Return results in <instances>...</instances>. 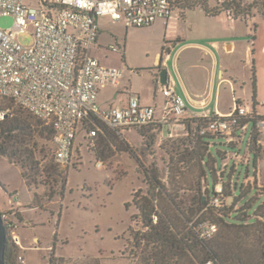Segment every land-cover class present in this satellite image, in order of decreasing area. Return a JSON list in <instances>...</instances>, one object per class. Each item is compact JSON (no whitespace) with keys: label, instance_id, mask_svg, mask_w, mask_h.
Returning <instances> with one entry per match:
<instances>
[{"label":"rangeland","instance_id":"rangeland-1","mask_svg":"<svg viewBox=\"0 0 264 264\" xmlns=\"http://www.w3.org/2000/svg\"><path fill=\"white\" fill-rule=\"evenodd\" d=\"M212 3L216 1L212 0ZM182 16L184 18L178 23L181 41L176 44L221 40L225 42L226 50L227 43L234 41L236 49L221 59L224 76L232 80L237 97L251 100L254 95L251 79L254 67L256 96L264 101V16L249 11L244 16L225 21V14L210 16L200 7L186 10ZM14 21L12 15L1 16L0 28L9 29ZM98 21L103 30L101 41L106 46L102 53H109V58L116 65L127 69L124 80L126 86L120 90L126 92L131 86L142 94V101L146 97L153 100L154 58L158 52L163 53L168 46H173L176 39H166L163 25L157 22L150 26L126 27L120 23H106L104 17H98ZM32 33L33 28L30 26L27 32L19 36V40L31 45ZM111 44L124 47L125 57L111 52L107 47ZM185 63L199 64L192 71H196L197 78L198 75L206 76L207 70L196 51L189 49L181 54L180 65L183 69ZM220 75L221 70L219 78ZM109 90L112 95L120 91ZM156 94L158 99L163 95L159 90ZM232 98L231 86L225 84L220 93L223 110L233 107ZM6 103L13 110H24L10 101ZM42 125L46 126L44 123ZM142 129L144 137L140 129L130 133L126 131L120 135L121 142H110L109 146L99 144V140L92 142L86 131L80 130L72 162L65 168L53 160L50 142L45 134L36 135L28 142L35 151L39 166L38 173H35L36 185H33L38 193L36 204L52 211V223L47 221V214L41 211H31L30 215L37 221L46 220L45 225H49L47 228L50 232L55 229V223L61 222L64 231L73 239L65 246L67 256H85L91 252L100 257L99 264H155L153 259L147 258L152 245L147 247L148 251L141 252L145 246L142 244L139 248L135 238L138 231H143V224L141 218L137 217L138 210L133 199L136 194L142 196L147 192L146 169H157L159 178L171 191H178L186 208L194 203L195 196L199 198L206 193L211 170L218 180L216 191L223 182L228 183L231 191L235 190L236 185L243 193L249 192L250 195L253 194V186L264 188V159L259 163L256 175L252 168L251 172L249 170L245 174L247 156L244 154L248 135L242 138L239 145L236 139L228 144L225 137L217 136L206 145L200 143L195 124L188 120H182L178 125L154 123ZM118 145L132 149L133 153L120 150ZM236 147V151H240L244 158L235 156L233 150ZM203 153L205 159L201 156ZM99 162H102L101 166H98ZM171 171L175 173L173 182L169 178ZM217 198L220 199L218 205L215 204ZM210 200L212 205L220 208L229 198L227 195L211 196ZM30 201L31 196L19 166L0 156V211L28 206ZM126 203H130L129 207H126ZM18 232L24 233L23 228H19Z\"/></svg>","mask_w":264,"mask_h":264},{"label":"built area","instance_id":"built-area-1","mask_svg":"<svg viewBox=\"0 0 264 264\" xmlns=\"http://www.w3.org/2000/svg\"><path fill=\"white\" fill-rule=\"evenodd\" d=\"M176 1L179 0H0V17L12 15L15 19L9 29L0 28V122L13 112L6 103L10 101L50 125L54 130V160L67 167L72 162L78 133L90 115L119 135L153 123L178 125L186 120V100L166 85L161 89L166 101L159 119L155 117V107L142 105L136 93H130L122 106L103 108L99 101L101 89L119 86L127 69L107 66L93 53L100 34L98 17L109 16L126 27L150 26L158 19L167 23L178 10ZM215 1H240L242 6L251 2ZM223 14L227 19L238 18L232 8ZM30 26L33 43L25 45L19 36ZM110 49L120 54L124 52L120 45L112 44ZM233 103L227 113L194 115L191 119H208L206 126L196 128L197 133L219 131L230 143L234 141L232 133L240 119L251 118L256 121L257 144L264 150V115L236 96H233ZM100 131L95 126L86 133L95 142ZM235 156L241 157L239 153ZM101 165L99 162L98 166ZM221 191L222 186L218 188V192ZM219 201L217 198L215 204ZM3 219L13 241L19 245L17 222L12 214L3 215ZM197 231L201 237L210 238L217 233L218 226L205 222L199 224ZM19 260L23 258L19 256ZM205 264L218 263L208 259Z\"/></svg>","mask_w":264,"mask_h":264},{"label":"trees","instance_id":"trees-1","mask_svg":"<svg viewBox=\"0 0 264 264\" xmlns=\"http://www.w3.org/2000/svg\"><path fill=\"white\" fill-rule=\"evenodd\" d=\"M175 7L182 14L186 10L200 7L210 16L221 15L229 8H232L238 17L244 16L249 11L264 16V0H251L244 6L240 1L230 3L216 1L213 4L212 0H179L175 2ZM251 79L254 91L252 107L256 109L257 82L254 67ZM188 121L195 124L197 129L208 124V119L199 117ZM42 122L26 110H13L11 115L0 122V156L20 167L22 178L31 190L33 204L36 206L38 193L33 185H36L35 173H38L39 166L35 160V151L29 147L28 142L36 135L45 134L50 142L54 160V130L45 122L43 123L46 126L42 125ZM255 124L254 119L243 117L232 133L238 145L244 136H249L247 150L244 154L249 160V163H244L246 165L245 174L249 170L251 172L252 168L254 175L258 173L259 163L264 159V150L257 144L259 135ZM246 125L247 128H245ZM95 126L101 129L96 138L99 144L109 146L110 142H121L117 131L108 128L94 115H90L89 119L84 122L81 131L87 132ZM143 130L141 128L139 132L144 137ZM215 136L225 137L227 140V136L219 131H208L204 135L198 134V139L200 143L207 145ZM118 148L133 153L132 149L123 145H118ZM236 149L237 147L233 150L234 153L241 155V152H237ZM201 156L205 159V153ZM241 157L244 158L242 155ZM241 165L245 166L243 163ZM145 178L146 194L142 196L136 194L133 199L138 210L137 217L141 218L143 224V231H138L135 238L139 248L142 244L145 246L141 248V252L148 251L147 247L152 245L147 258L153 259L155 264H205L208 259H213L218 264H264V188L253 186V194L250 195L249 192L243 193L242 189L236 185L235 190L231 191L228 183L223 182L222 191L218 192L215 189L218 180L211 170L209 188L206 189V193L200 195L199 198L195 196L194 203L186 208L178 191H171L159 178L157 169H146ZM169 178L170 182H173L175 173L172 174L171 171ZM63 181L66 182V178L63 177ZM226 195L229 200H226L222 207L218 208L211 204V196L224 197ZM129 205L130 203H126V207ZM1 213L9 215L12 211ZM196 216H198L197 219H195ZM205 222L215 223L218 226L217 233L210 238L201 237L197 231L199 224ZM4 224L7 233L4 264H17L15 260L19 259L20 249L10 235L6 220Z\"/></svg>","mask_w":264,"mask_h":264},{"label":"crops","instance_id":"crops-1","mask_svg":"<svg viewBox=\"0 0 264 264\" xmlns=\"http://www.w3.org/2000/svg\"><path fill=\"white\" fill-rule=\"evenodd\" d=\"M181 12L178 10L172 15V17L166 23L163 19H158L156 22L163 25L165 29V38L166 39H176L173 41V46H168L164 49L163 53L158 52L154 58L153 63V85H154V98L151 100L149 97H146L142 101V94L133 90L132 87H128L126 92H123V86H126L124 80L117 87L107 86L101 89L99 93V101L103 108L109 106H122L126 104L129 94L136 93L139 97L140 103L142 105L154 106L155 107V117L159 119L163 113V107L166 101L165 95L162 93V85L171 87L176 93L181 95L187 102V110L185 112V119H191L194 115L206 112L208 114H215L217 112L227 113L228 110H223L220 103V93L221 88L225 84L231 86V91L233 96H236V89L233 85V82L230 78L224 76V65L221 64V59L225 54H231L233 49H236V43L234 41L228 42V48L225 50V42L221 40H214L211 43H205L202 41H189L183 44H176L181 41V35L179 34L178 23L184 18ZM106 18L107 22L120 23L125 26L123 22H114L109 16H101ZM221 20L223 17L220 18ZM225 20V19H224ZM232 19H226L229 21ZM98 21V19H97ZM100 25V34L97 40V43L94 46L93 53L100 61L107 66H117L114 61L109 57V53H102V50L106 46H103L101 37H102V26ZM112 45V44H111ZM110 45V46H111ZM110 46H107L111 52H114L110 49ZM121 46V45H120ZM172 47V48H171ZM124 49V47H123ZM194 50L197 54L201 56L202 65L207 70L206 76L198 75L196 77V71H192V68L197 67L199 64H186L184 69L180 65L181 54L186 50ZM125 51V50H124ZM249 51V47L247 49ZM117 53V52H114ZM166 53V54H165ZM120 54V53H117ZM122 58L125 57V53L120 54ZM206 59V60H205ZM187 65V66H186ZM163 69L167 70V79L165 78L166 83L161 82V71ZM219 70H221L220 78ZM164 79V78H163ZM122 90L116 92L115 95L111 94L110 90ZM109 90V91H108ZM161 91L163 94L160 99H158L157 91ZM111 96V97H110ZM237 97V96H236ZM239 100L244 103L252 106L253 98L251 100H245L242 96L238 97ZM233 101V98H232ZM256 110L264 115V101H260L258 96H256ZM133 132V130L128 131ZM5 158V157H4ZM7 159V158H5ZM8 160V159H7ZM263 161V160H262ZM14 164V163H13ZM15 165V164H14ZM17 166V165H16ZM20 169V167H19ZM21 173V169H20ZM22 176V174H21ZM23 179V178H22ZM24 181V180H23ZM25 183V182H24ZM26 185V184H25ZM29 194L31 196V201L28 206H20L17 209L12 211V219L17 222L16 233L20 237V244L18 245L20 249V255L23 258V261H19L17 258L15 262L17 264H99L98 261L100 257L95 256L91 252L85 256L70 255L67 256L65 246L70 244L73 240L71 235L64 231L61 226V222L58 224L55 223V229L50 232L46 226V220L37 221L33 216L30 215L31 211H41L47 214V221L52 223V211L48 209L41 208L33 204V194L29 187ZM12 199V195L10 197ZM9 211V210H7ZM4 211V212H7ZM3 212V211H1ZM19 228H23L24 233L18 232ZM47 228V229H46ZM46 230V231H45ZM49 232V233H48ZM98 232V231H97ZM50 250H53L50 252ZM82 250V248H81Z\"/></svg>","mask_w":264,"mask_h":264},{"label":"water","instance_id":"water-1","mask_svg":"<svg viewBox=\"0 0 264 264\" xmlns=\"http://www.w3.org/2000/svg\"><path fill=\"white\" fill-rule=\"evenodd\" d=\"M165 78L167 79V70L163 69L161 71V82L163 84L166 83ZM6 237H7V233H6V228H5V224H4V219H3V215L0 211V264H4Z\"/></svg>","mask_w":264,"mask_h":264}]
</instances>
